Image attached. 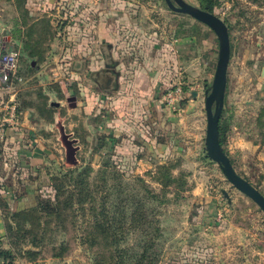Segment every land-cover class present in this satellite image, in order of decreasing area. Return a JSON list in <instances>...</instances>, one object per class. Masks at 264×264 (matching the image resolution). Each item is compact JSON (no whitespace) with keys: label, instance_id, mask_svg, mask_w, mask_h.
Listing matches in <instances>:
<instances>
[{"label":"rangeland","instance_id":"obj_1","mask_svg":"<svg viewBox=\"0 0 264 264\" xmlns=\"http://www.w3.org/2000/svg\"><path fill=\"white\" fill-rule=\"evenodd\" d=\"M140 1V24L148 33L172 31L178 37L204 41L203 50L214 53L216 70L219 42L213 31L190 16L173 12L165 0ZM186 1L200 7L197 0ZM99 4L95 5V12L100 10ZM215 14L229 27L232 44L222 114L229 126L226 149L237 173L264 194V0H221ZM20 63L22 81L11 89L1 90L5 102L0 103V110L11 104L18 106L17 96L20 95L24 104L18 106L19 112L26 106H33L38 116L35 120L41 128L51 126L41 134L49 150L48 173L52 179L62 178L63 173L71 169L76 173L91 169L88 181L93 202L88 199L84 207L76 205L75 209L62 213L63 225L52 227L49 241L55 240L54 246L45 245L43 257L65 245L70 253L86 252L90 264H96L95 255L110 258L111 248L102 237L99 247L93 249L95 255L81 243V239H88L86 231H93L87 229L88 220L93 223L91 209L99 211L103 198L109 195L107 206L110 210L118 207L126 216L130 209L136 212L137 221H128L125 225L131 228L126 237L130 245L135 246L146 234L153 235L156 228L160 230V238L154 241L150 252L151 257L158 256L155 264H264V212L234 188L220 166L207 155V88L204 84L201 88L192 86V80L187 82L183 74L181 79L191 95L176 111L167 109L172 119L167 120L165 127L155 128L149 119L136 123L132 116L133 119L128 118L130 121L125 123L129 128L117 134L104 127L101 117L93 118L92 125L88 122L86 105L92 102L95 113L99 111L101 98L91 96L85 101L83 95L79 96L83 92L77 86V100L79 97L78 102L82 104L78 111L72 109L76 99L68 92L61 94L54 87L55 79L48 83L45 74L31 69L23 57ZM194 65L193 72L197 74L192 77L202 80V66L199 62ZM83 71L78 68L77 76ZM88 85L95 95L100 93L96 85ZM48 87L58 91V95L46 102L40 94ZM195 94H199V99L198 96L194 98ZM51 103L58 105L52 107ZM61 129L70 141H76L74 146L78 152L74 167L66 164ZM174 144L181 151L175 153L170 149V157L161 158L163 152L157 145L171 148ZM65 200L63 196L62 202ZM54 208L58 212L56 204ZM82 208L86 217L82 210L77 211ZM31 221L36 223L34 218ZM136 222H146L147 230L143 233L135 230ZM32 240L27 237L26 244Z\"/></svg>","mask_w":264,"mask_h":264},{"label":"crops","instance_id":"obj_2","mask_svg":"<svg viewBox=\"0 0 264 264\" xmlns=\"http://www.w3.org/2000/svg\"><path fill=\"white\" fill-rule=\"evenodd\" d=\"M99 2L0 0V47L5 45L9 51L20 52V62L23 57L31 69L45 74L48 83L55 79L54 87L61 94L68 92L76 99L72 109L79 110L82 104L78 102L79 97L77 100V86L83 92L79 96L83 95L85 101L91 96L101 98L99 111L95 113L92 102L85 104L91 125L93 118L101 117L108 131L120 134L129 128L125 124L128 118L132 120L135 116L136 123L149 119L153 127H165L172 113L163 105L164 94L183 74L187 82L192 80L191 85L198 88L211 83L215 71L214 53H206L204 41L200 43L195 37H178L172 31L148 33L140 24V0ZM98 4L101 8L95 12ZM195 62L202 66V80L192 77L197 74L193 72ZM78 68L84 71L77 76ZM89 83L96 85L98 95L88 88ZM3 88L0 83V101L4 100ZM43 91L40 97L46 102L58 95L52 87L43 88ZM197 96L199 99V94L194 98ZM22 99L17 96L21 105L24 104ZM55 105L58 104L51 103L52 107ZM26 107L20 112V127L9 130L6 140L0 141V251H11L14 264H90L86 252L70 253L68 250L58 256L60 247L43 257L44 247L27 244L20 254L15 240L8 236L12 215L36 209L40 197L53 196L48 173L50 163L47 162L49 150L41 134L51 126L41 128L35 120L38 117L36 108ZM157 146L164 159L170 157V149L175 153L181 151L176 148L177 144L171 148ZM19 223L16 219L13 226L21 227ZM77 249L80 251L79 247ZM28 250L41 254L32 261L26 257ZM1 262L5 260L0 257Z\"/></svg>","mask_w":264,"mask_h":264},{"label":"trees","instance_id":"obj_3","mask_svg":"<svg viewBox=\"0 0 264 264\" xmlns=\"http://www.w3.org/2000/svg\"><path fill=\"white\" fill-rule=\"evenodd\" d=\"M200 4V8L209 13L215 14L216 8L220 5L221 0H197ZM33 69V68H32ZM211 84H207L206 88L209 89ZM188 93V88H185ZM183 104V102H182ZM229 130L228 120L224 119L223 115L220 121V143L225 153L229 156L226 149L227 133ZM233 166L234 162L231 160ZM91 169L81 170L76 173L75 170H70L66 174L63 173V177L51 178L50 188L53 190V196L40 197L37 202L36 209L31 211H25L21 214H14L11 216L10 221L12 225L8 227V236L14 239V244L19 248L20 254L23 251V246L27 245V237H32L30 242L31 247H44L45 245H54L55 240H50L52 230L61 227L64 219L63 214L67 211L75 209L76 205L84 207L90 199L93 202V195L90 193L89 177ZM67 177V180L65 179ZM85 193V195H84ZM263 194V193H262ZM66 196V200L62 202V197ZM104 197V196H103ZM109 195L103 198L101 208H92L90 216L93 217V223L90 224L88 220L87 229H93L92 232L86 231L88 239H81L82 245H85L94 255L93 249L99 247V238L102 237L106 241V246L111 248L110 258H101L95 255L96 264H155L158 260V256L155 258L150 256V252L153 251L154 241L160 238V230L155 229L153 235L146 234L142 237V240L135 243V246L130 245L127 242V235L131 231V228L125 227L128 221H137L135 219L136 212L130 209L128 216L125 211H121L118 207L114 210L108 208ZM54 204L57 205L58 212L54 211ZM84 212L86 217V211L84 208L78 209ZM97 212V213H96ZM39 216V217H36ZM34 218L36 223H33L31 219ZM16 219L20 222V226H13ZM43 220H45L43 222ZM31 221V222H30ZM146 222H136L135 230L143 233L147 229L144 227ZM33 227L30 229L29 227ZM52 227H54L52 229ZM50 232V233H49ZM23 233V234H22ZM46 247V246H45ZM68 247L60 245L58 256H63L68 252ZM41 252H33L28 250L26 257L29 260L35 261ZM0 257L5 260V264H14L15 258L11 251H0Z\"/></svg>","mask_w":264,"mask_h":264},{"label":"water","instance_id":"obj_4","mask_svg":"<svg viewBox=\"0 0 264 264\" xmlns=\"http://www.w3.org/2000/svg\"><path fill=\"white\" fill-rule=\"evenodd\" d=\"M165 2L173 12L190 16L207 26L217 36L219 42L217 66L211 87L205 93V112L207 117L205 145L207 155L220 166L228 182L255 202L264 212V194L237 173L230 157L225 153L220 143V121L225 107L228 71L232 56L229 27L216 14L204 11L199 6L190 4L186 0H165ZM61 136L67 152L66 164L68 167H74L77 164L76 154L78 152V148L74 146L76 141H70L63 129H61ZM224 194L227 196L226 192Z\"/></svg>","mask_w":264,"mask_h":264},{"label":"built area","instance_id":"obj_5","mask_svg":"<svg viewBox=\"0 0 264 264\" xmlns=\"http://www.w3.org/2000/svg\"><path fill=\"white\" fill-rule=\"evenodd\" d=\"M98 2L99 0H93ZM20 52L9 51L5 45L0 47V83L8 89L13 88L22 81L20 76ZM186 85L181 78H178L169 87L162 98L163 105L168 110L176 111L189 94L185 91ZM191 95V94H190ZM105 107H107L105 105ZM21 116L16 104L5 106L0 116V141L6 140L7 132L20 127ZM0 264H5L1 262Z\"/></svg>","mask_w":264,"mask_h":264}]
</instances>
